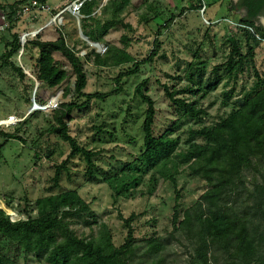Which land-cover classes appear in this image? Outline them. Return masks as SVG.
Returning a JSON list of instances; mask_svg holds the SVG:
<instances>
[{
	"label": "rangeland",
	"instance_id": "1",
	"mask_svg": "<svg viewBox=\"0 0 264 264\" xmlns=\"http://www.w3.org/2000/svg\"><path fill=\"white\" fill-rule=\"evenodd\" d=\"M29 1L0 0V131L23 139L0 134V215L13 222L61 216L70 208L54 209L47 198L76 191L94 213L66 217L78 236L103 242L109 238L113 248H119L128 238L124 219L133 214L135 248L128 254L127 264H154L158 258L160 264H191L192 246L173 227L176 190L171 180L139 162L145 149L147 105L136 88L149 80V94L156 102L157 135L178 138L179 150L202 142L191 138V130L216 125L239 107V99L264 81V41H256L247 29L237 26L245 16L240 0H44L48 11L25 15L22 7ZM84 1L87 7H82ZM85 11L92 13L86 15ZM83 19L86 30L95 36L110 27L99 41L103 49L82 37ZM112 19L122 23L111 27ZM254 22L251 27L264 29V15ZM165 23L170 25L165 27ZM15 35L20 37V49L7 59ZM24 35L25 44L21 41ZM61 36L84 64L88 78L84 91L108 94L106 98L82 104L86 97L75 92L76 75L60 51L53 54L57 65L67 71L65 80L56 87L39 80L42 49L35 41H55ZM156 38L160 49L153 61L142 63L137 73L119 80L120 73L148 57ZM235 45L247 56L246 65L242 71L230 72L227 63ZM114 47L119 55L128 53L129 61L113 64L109 51ZM249 47L254 48L256 70L248 58ZM163 84L176 97L204 108V117L183 116L166 97ZM34 97L43 105H59L32 110ZM69 102L79 104L71 113L70 134L80 146L96 153L93 175L87 171L83 155L70 157V144L52 132L55 110ZM64 162L66 167L56 181L57 167ZM153 175L158 177L155 184H151ZM177 179L181 221L209 185L187 166ZM245 179L252 187L262 176L247 169ZM117 188L123 190L119 197L115 196ZM149 239L165 240L166 247L150 256L146 254ZM1 248L13 264H46L44 255L27 253L8 238L1 239Z\"/></svg>",
	"mask_w": 264,
	"mask_h": 264
},
{
	"label": "trees",
	"instance_id": "2",
	"mask_svg": "<svg viewBox=\"0 0 264 264\" xmlns=\"http://www.w3.org/2000/svg\"><path fill=\"white\" fill-rule=\"evenodd\" d=\"M44 1V0H42ZM202 2V0H200ZM84 1L82 7H87ZM240 6L247 8L248 15L241 18L243 23L254 25V17L264 10V0H242ZM81 7V8H82ZM202 8V4L200 7ZM92 13L85 11L84 14ZM85 19L83 29L92 41H101L106 31L99 36L92 35L86 30ZM122 21L109 20L111 27ZM170 23H165L168 27ZM255 27V26H254ZM256 32L264 37V29L255 27ZM158 35L162 34L159 30ZM250 37L259 41L255 35ZM27 37L23 38V44ZM41 47L39 63V80L51 87L60 85L67 76V71L57 65L54 51H60L70 63L75 75V92L86 97L82 104H89L94 98L104 99L108 94L86 93L87 73L82 60L70 48L63 36L55 41H35ZM5 57L11 58L20 49V37L15 35ZM160 49V41L155 40V46L146 59L137 61L134 68L120 73L125 75L137 73L142 63L152 62ZM118 48L109 51L113 64L119 65L129 61L125 51L117 54ZM230 56L227 68L230 72L235 69L242 71L246 65L247 56L241 53L238 45ZM237 54V59H236ZM248 58L256 70L254 48L249 47ZM108 58V59H109ZM101 62V60H97ZM22 77V68L18 67ZM258 74V73H257ZM149 80H143L136 88L137 94L146 103V118L143 124L145 134V149L139 158L140 165L145 168H155L166 180H171L176 190L174 205L173 227L175 232H182L192 246L191 264H264V81L258 82L253 93L239 99V107L230 115L213 126H204L191 130L192 139H203L193 142L188 149L179 150V139L166 135H157L154 125L156 122V102L149 94ZM212 87H214L212 85ZM166 97L182 111L183 116L192 119H202L206 113L204 108L184 98L176 97V93L167 84H163ZM38 103L40 101L38 100ZM41 104V103H40ZM76 102L60 104L55 110L56 124L52 132L58 134L71 146L70 157L81 154L87 163V171L93 175L95 167V152L80 146L79 142L69 132V120ZM10 139L23 141L18 135L4 133ZM187 166L193 175L206 180L209 188L200 196L198 201L184 212L179 221L180 193L177 190V175ZM65 162L57 167L55 180L59 181ZM247 169L260 173L261 181L247 184L245 171ZM158 181L153 175L151 184ZM123 194L121 188L116 189L115 196ZM53 202L54 209L69 207L61 216L49 215L46 218H28L18 222L0 215V264H13V261L3 252L1 239L8 238L23 247L25 252H33L38 256L44 255L46 264H127L128 254L135 248L134 229L131 221L133 214L125 218L128 227V238L119 248H113L109 241L80 237L66 219L69 215H79L87 212L93 215L90 206L76 191L66 192L48 197ZM106 226L104 225V228ZM174 233L171 234V237ZM166 247L165 240L149 239L146 254L157 255ZM160 264L161 258L153 261Z\"/></svg>",
	"mask_w": 264,
	"mask_h": 264
},
{
	"label": "built area",
	"instance_id": "3",
	"mask_svg": "<svg viewBox=\"0 0 264 264\" xmlns=\"http://www.w3.org/2000/svg\"><path fill=\"white\" fill-rule=\"evenodd\" d=\"M77 8H79V6ZM204 8H203V11H204ZM48 10H49V5L47 3H44L42 0H30L28 4L22 7V12L25 15L35 13V12L42 13ZM237 26L247 29L251 34L255 35V37L258 40L264 41V37H262L260 33L256 32V30L250 25L246 23H238Z\"/></svg>",
	"mask_w": 264,
	"mask_h": 264
},
{
	"label": "water",
	"instance_id": "4",
	"mask_svg": "<svg viewBox=\"0 0 264 264\" xmlns=\"http://www.w3.org/2000/svg\"><path fill=\"white\" fill-rule=\"evenodd\" d=\"M81 31V35H82V37L85 39V40H87L90 44H93V45H95L97 48H99L100 50L101 49H103V47H104V44L103 43H101V42H97V41H92L84 32H83V30L81 29L80 30ZM25 36H22V38H21V41H22V43H23V38H24ZM33 101H34V104H33V107H32V110H49V109H52V108H56L58 105H59V103L58 102H56V103H54V104H51V103H48V104H46V105H43V104H40V103H38L37 101H36V99H35V97L33 98Z\"/></svg>",
	"mask_w": 264,
	"mask_h": 264
},
{
	"label": "flooded vegetation",
	"instance_id": "5",
	"mask_svg": "<svg viewBox=\"0 0 264 264\" xmlns=\"http://www.w3.org/2000/svg\"><path fill=\"white\" fill-rule=\"evenodd\" d=\"M241 1H242V0H240V3H241ZM241 9H243L245 15H248V10H247V8H245V7L242 6ZM262 15H264V10H260L259 13H258V15H256V16L254 17V20H258V19L260 18V16H262Z\"/></svg>",
	"mask_w": 264,
	"mask_h": 264
},
{
	"label": "bare ground",
	"instance_id": "6",
	"mask_svg": "<svg viewBox=\"0 0 264 264\" xmlns=\"http://www.w3.org/2000/svg\"><path fill=\"white\" fill-rule=\"evenodd\" d=\"M74 9V8H73ZM92 46L96 47L95 45L91 44Z\"/></svg>",
	"mask_w": 264,
	"mask_h": 264
}]
</instances>
